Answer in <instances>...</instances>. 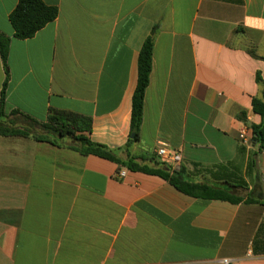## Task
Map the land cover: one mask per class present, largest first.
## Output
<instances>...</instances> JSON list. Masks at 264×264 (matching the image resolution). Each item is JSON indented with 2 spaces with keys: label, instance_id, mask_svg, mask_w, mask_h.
Segmentation results:
<instances>
[{
  "label": "crops",
  "instance_id": "1",
  "mask_svg": "<svg viewBox=\"0 0 264 264\" xmlns=\"http://www.w3.org/2000/svg\"><path fill=\"white\" fill-rule=\"evenodd\" d=\"M43 1L58 17L21 40L9 21L19 0H0V33L11 38L8 75L0 58L7 115L45 123L51 111L77 114L91 120L85 136L123 161L172 168L156 156L163 144L181 154L191 182L225 186L207 170L233 179L248 166L251 183L239 204L195 198L82 155L68 139L0 136V264H264V148L247 164L255 149L242 144L239 119L261 122L252 102L264 60L249 52L264 58V0ZM150 36L153 67L131 142Z\"/></svg>",
  "mask_w": 264,
  "mask_h": 264
},
{
  "label": "trees",
  "instance_id": "2",
  "mask_svg": "<svg viewBox=\"0 0 264 264\" xmlns=\"http://www.w3.org/2000/svg\"><path fill=\"white\" fill-rule=\"evenodd\" d=\"M57 17V8L46 5L43 0H19L16 8L9 16V21L15 32L14 37L24 40L34 37L36 33L53 22ZM10 43L11 38L0 33V58L7 75ZM153 51L154 39L150 36L143 43L138 56L137 86L132 99L131 142L138 140L143 122L145 94L149 86L153 67ZM249 54L256 59L264 60V58L255 56L252 51ZM255 80L262 88V93L260 97L253 99L252 109L254 114L261 117V122L260 124L251 123L247 125L246 115L242 112L239 116V119L245 123L252 134L251 144L255 149L249 159L252 166L255 162L253 155L256 156L264 148V79L258 72ZM6 86L7 79L3 85L0 102V136L33 137L37 141L49 142L53 145L57 144L51 139L56 141L68 139L70 142L67 146L82 155H94L117 163L121 168H126L129 171L159 176L168 181L178 191L188 196L207 200L227 201L234 204H239L244 201L242 197L235 194V189L241 188V186L234 185L231 182V175L227 176L225 168L218 167L216 170H207L214 180L222 182L225 185L216 186L208 183L191 182L186 179L187 177H185L182 168L172 169L170 166L159 162H156L154 167H150L148 165L138 164L132 158L127 161L119 159L114 151L92 142L85 136V133L91 130V120L89 118L73 113L51 111L47 122L44 123L20 112L12 111L7 115L5 99ZM35 130H41L42 133L35 135ZM242 151L243 147L239 149V152ZM245 203H253V200L249 198Z\"/></svg>",
  "mask_w": 264,
  "mask_h": 264
},
{
  "label": "built area",
  "instance_id": "3",
  "mask_svg": "<svg viewBox=\"0 0 264 264\" xmlns=\"http://www.w3.org/2000/svg\"><path fill=\"white\" fill-rule=\"evenodd\" d=\"M248 137V128H245L240 135V140L243 145H247L249 143ZM156 156L161 162H169L173 169H179L182 162V156L179 152H170L163 144L157 149ZM125 174L126 171H120L117 175L118 179H123ZM224 263L230 264L228 260H224Z\"/></svg>",
  "mask_w": 264,
  "mask_h": 264
},
{
  "label": "rangeland",
  "instance_id": "4",
  "mask_svg": "<svg viewBox=\"0 0 264 264\" xmlns=\"http://www.w3.org/2000/svg\"><path fill=\"white\" fill-rule=\"evenodd\" d=\"M39 133H42L41 130H35L34 131V134L37 135ZM249 139V143L247 144L249 148H251V138L248 137ZM252 152V151H251ZM247 164H249V159L247 161ZM235 173H237V171L235 170ZM251 171L248 169V166L246 167L245 170L241 169L240 172L238 173V177H235L232 180H234V182H236L237 185L241 186V188H236L235 189V194L240 196V197H244L246 196V194L248 193V187H249V184L251 183ZM188 179V178H186ZM245 180V181H244ZM244 182V183H242ZM248 182V183H246ZM252 187H254L253 183L251 184ZM253 193L250 194V196H252Z\"/></svg>",
  "mask_w": 264,
  "mask_h": 264
}]
</instances>
